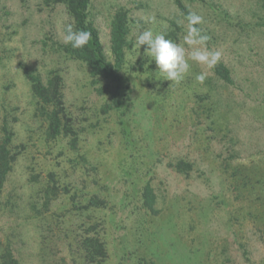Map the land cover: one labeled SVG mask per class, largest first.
<instances>
[{
  "label": "rangeland",
  "instance_id": "obj_1",
  "mask_svg": "<svg viewBox=\"0 0 264 264\" xmlns=\"http://www.w3.org/2000/svg\"><path fill=\"white\" fill-rule=\"evenodd\" d=\"M180 1L203 16L201 29L212 37L208 48L221 52L232 83L213 79L210 69L191 60L181 82L164 86L149 87L148 73L127 72L134 156L124 143L117 114L100 115L92 118L95 126L80 142L96 174L86 176L81 165H74L67 167L66 178L108 201L107 209L94 211L105 222L107 264H264V28L254 24L253 0ZM41 2L0 0V119L5 109L17 116L15 141L25 144L2 194L0 240L13 239L21 264H40L37 222L26 207L27 166L39 171L56 158L62 160L57 147L41 142L42 126L33 116L22 67L42 76L59 69L65 101L75 108L84 106L92 113L107 99L93 91L82 63L54 50L52 44L62 42L69 20L61 5L44 7ZM118 6L129 10L134 41L148 29L159 34L176 18L184 37L187 33L174 0H92L90 13L110 61L109 18ZM148 17L154 21L149 23ZM180 44L191 51L184 38ZM133 46L130 62L145 54L144 46ZM201 72L208 73L203 83L195 78ZM209 88L219 110L214 124L205 119L207 103L194 98ZM195 108L201 113L196 115ZM232 150L236 154L230 157ZM176 158L192 162L188 176L167 167ZM130 164L137 171L131 172ZM146 180L157 195L156 214L141 207L140 188ZM67 206L65 197L54 202V209Z\"/></svg>",
  "mask_w": 264,
  "mask_h": 264
},
{
  "label": "trees",
  "instance_id": "obj_2",
  "mask_svg": "<svg viewBox=\"0 0 264 264\" xmlns=\"http://www.w3.org/2000/svg\"><path fill=\"white\" fill-rule=\"evenodd\" d=\"M91 1L42 0L41 3L44 7L61 5L75 29L91 32L92 38L83 48L75 49L70 44L66 45L59 41H55L52 45L54 50L65 58L82 63L88 70L89 85L93 91L101 97L107 96L98 110L90 113L84 106L75 108L73 104L65 101L64 78L59 73V69H49L42 76L36 71L22 67L33 99V116L42 126L41 142L45 146L57 147L58 154L62 155V160L56 158L52 164L46 168H40L39 171L30 165L27 166L26 182L30 192L26 207L30 216L37 222V257L40 264H107L109 251L104 238L105 222L94 211L107 209L108 201L96 191L86 192L84 188L72 186V181L66 178V169L81 165L86 176L96 174V168L83 153L80 142L83 134L95 126L92 118L98 119L100 115H108L111 112L117 114L124 143L127 149L129 148L130 155L134 156L131 145L135 138L131 136L129 122L132 104L129 97L128 73L132 71L148 73L146 82L149 87L164 86L168 83V80H160L159 70L154 61L148 60L146 52L133 62L127 58L128 54H133V51L128 52L134 47L135 41L131 36L133 19L124 6H118L110 13L109 42L113 58L112 61L107 58L90 13ZM253 2L257 7L254 12L257 21L254 24L258 28H264V0H253ZM174 3L179 18H183L187 23L186 16L192 11L180 0H174ZM218 9L220 11L221 8ZM197 27L201 29L200 25ZM159 33H165L167 38L180 43L184 38L185 30L176 18V20L170 19L168 25L160 29ZM202 34L209 37L207 41V47H209L211 34L204 30ZM210 71L213 79L224 84L232 83L231 71L221 59ZM200 91L194 96L195 102L207 103V106H203L205 119L214 124L215 117H219L217 102H214L210 88ZM197 110L201 113L200 108H195L196 115ZM17 119V116L6 109L3 110L0 119V215L5 206L2 194L8 175L13 170L17 159L25 151V144L15 141L13 124ZM67 152H71L73 157L66 155ZM234 154L236 153L232 150L228 155L232 157ZM49 161H53V158ZM167 167L188 176L193 169V164L183 158H176L168 162ZM131 168V172L137 171L135 166L132 165ZM91 180L94 185H97L98 180L95 177ZM139 195L141 207L146 212L156 214L159 211L157 195L149 180L142 185ZM61 197L67 199L69 206L64 209H54V202ZM62 251L64 254H61ZM0 264H21L15 251L14 241L10 237L0 240Z\"/></svg>",
  "mask_w": 264,
  "mask_h": 264
},
{
  "label": "clouds",
  "instance_id": "obj_3",
  "mask_svg": "<svg viewBox=\"0 0 264 264\" xmlns=\"http://www.w3.org/2000/svg\"><path fill=\"white\" fill-rule=\"evenodd\" d=\"M146 19L149 23L154 21V17ZM186 20L188 27L184 42L191 47V51L186 50L182 44L167 38L165 33L154 34L151 29L145 30L136 36L135 47L141 48L144 46L148 60L154 61L156 68L159 70L160 80L181 82L190 72L189 60L212 69L221 59V52L210 50L207 47L209 37L202 34V30L197 27V25L203 23V16L195 12H189ZM91 38L90 31L75 29L74 24L70 22L65 24L62 32V42L66 45L70 44L75 49L83 48ZM207 75V72H201L195 78L203 83Z\"/></svg>",
  "mask_w": 264,
  "mask_h": 264
}]
</instances>
